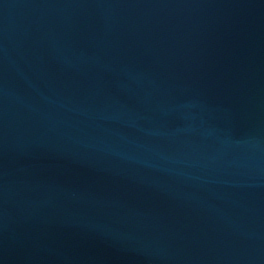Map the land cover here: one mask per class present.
Instances as JSON below:
<instances>
[{
	"label": "water",
	"instance_id": "1",
	"mask_svg": "<svg viewBox=\"0 0 264 264\" xmlns=\"http://www.w3.org/2000/svg\"><path fill=\"white\" fill-rule=\"evenodd\" d=\"M0 264H264V0H0Z\"/></svg>",
	"mask_w": 264,
	"mask_h": 264
}]
</instances>
